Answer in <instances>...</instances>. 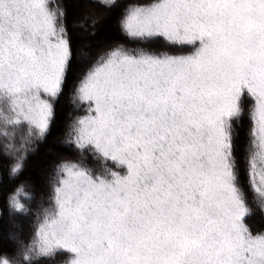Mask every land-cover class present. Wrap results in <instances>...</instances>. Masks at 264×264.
Wrapping results in <instances>:
<instances>
[{
  "label": "snow or ice",
  "instance_id": "obj_1",
  "mask_svg": "<svg viewBox=\"0 0 264 264\" xmlns=\"http://www.w3.org/2000/svg\"><path fill=\"white\" fill-rule=\"evenodd\" d=\"M90 3L70 27L57 0H0L10 179L47 139L74 59L87 63L64 142L75 157L53 165L38 198L23 184L5 193L0 216L33 224L27 238L9 234L14 251L0 264H264V231L246 223V186L264 212V0ZM113 14L133 46L77 53L74 32L93 38ZM159 40L191 51H155Z\"/></svg>",
  "mask_w": 264,
  "mask_h": 264
},
{
  "label": "trees",
  "instance_id": "obj_2",
  "mask_svg": "<svg viewBox=\"0 0 264 264\" xmlns=\"http://www.w3.org/2000/svg\"><path fill=\"white\" fill-rule=\"evenodd\" d=\"M83 1L91 5L90 0ZM57 2H62L66 5L68 10V23L70 27L73 24L80 22L83 19V14L88 12L71 0H57ZM122 2H127V0H122ZM74 36L76 37L75 50L77 53L78 51L83 50L84 44L91 43L93 41L98 42L99 40H106V43H108V45H106L105 48H102L101 51L110 47L116 42L128 44V41L122 37L120 30L117 28L116 17L114 14L107 16L105 20L100 25H98V33L95 37L84 39L83 37L86 36V34L80 32H74ZM128 46L133 45L128 44ZM94 51H96V49ZM101 51L96 52L99 53ZM96 52H93V54H98ZM78 59L79 57L77 55V57L73 61L70 72L67 74L62 94L59 95V97L54 102V117L47 139L38 145V148L34 153L27 156L23 171L18 178H9V161L0 156V209H2L3 207L5 193L8 190L20 186L21 184L25 186V191H27L30 195H36L38 198L40 194L47 191L46 180L45 188L43 191L37 192L34 189V186H40L39 172L46 168L47 174L49 175L53 165L57 161L62 159H73L75 157V153L73 152L72 148L64 142L66 141V131L72 119L82 114V111H78L77 106L73 103V89L76 87L80 76L87 68V63L80 64ZM237 130L239 132V143L241 149L240 154L242 155L243 143L245 134L247 132V123L245 125V122L241 121ZM55 154L58 155V157L56 160H53L52 156ZM88 163L95 167H100L101 165V161L91 158L89 159ZM243 166V161H241V169H243ZM246 192L248 195V199L254 209L249 217L257 215L259 218V221L258 223H256V225L254 223H251V228L253 229L255 227L260 231H264V212L255 207V193H253L251 190H246ZM23 202L26 204L29 203L27 199L23 200ZM31 206L35 207L34 204H32ZM21 220L24 221V228L26 230L30 229L31 232L33 218L31 216L25 215H20L16 218V221ZM9 221L10 219L6 214L0 216V254L11 255L14 251V246L6 235L7 231L10 228ZM20 226L22 227V225ZM25 238L27 237L25 236ZM48 262L52 264L51 261Z\"/></svg>",
  "mask_w": 264,
  "mask_h": 264
},
{
  "label": "rangeland",
  "instance_id": "obj_3",
  "mask_svg": "<svg viewBox=\"0 0 264 264\" xmlns=\"http://www.w3.org/2000/svg\"><path fill=\"white\" fill-rule=\"evenodd\" d=\"M72 2H75V3H77L80 7H82L83 9H85L86 11H94V9L91 7V5L90 4H87V3H85L83 0H77V2H76V0H71ZM117 28H118V26H117ZM119 29V28H118ZM103 42V43H102ZM91 44H92V52H96V51H101L102 50V48H105V46L106 45H108V43H106V40L104 41H98V42H96V41H93V42H91ZM85 45L86 44H84V47H85ZM151 46V48H153V50H155V51H158V52H167V53H169V54H173V55H184V54H188L190 51H191V49L189 48V47H181V46H175V47H170V46H168L163 40H159V41H157V42H155L154 44H152V45H150ZM84 47H83V49H84ZM96 49V51H94ZM81 51V50H80ZM80 51H78V53L80 52ZM96 53H98V52H96ZM78 57H79V55H78ZM79 60V63L81 64V63H84V62H82L80 59H78ZM242 121H244L245 122V125H246V123H247V128H248V117H247V104H245V115H244V118H243V120ZM57 157H58V155H53L52 156V159L53 160H56L57 159ZM39 177H40V186H34V189L37 191V192H40V191H43L44 190V188H45V180L47 179V177H48V174H47V169L45 168V169H43V170H41L40 172H39ZM246 190H249V189H247V187H246ZM258 221H259V218H258V216L257 215H254V216H251V217H247L246 218V223L251 227L252 226V224L251 223H254L255 225H256V223H258ZM13 224H12V223ZM24 221L23 220H21V221H16L15 220V222H13V221H9V226H10V228H9V230L7 231V238H8V236H9V234L11 233V232H13V231H17V232H22L23 233V235H24V237L26 236V237H29L30 235H31V232H30V229H28V230H26L25 228H24V223H23ZM251 224V225H250ZM12 225H14V226H12ZM20 225H22V227L20 226ZM253 230L254 231H260V230H258L257 228H253ZM52 262V264H54V261H51ZM47 263H50V262H48V261H43V264H47ZM51 264V263H50Z\"/></svg>",
  "mask_w": 264,
  "mask_h": 264
}]
</instances>
